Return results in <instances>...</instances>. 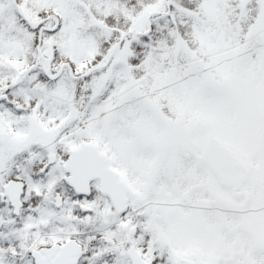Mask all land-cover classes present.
<instances>
[{"label": "snow or ice", "instance_id": "1", "mask_svg": "<svg viewBox=\"0 0 264 264\" xmlns=\"http://www.w3.org/2000/svg\"><path fill=\"white\" fill-rule=\"evenodd\" d=\"M0 264H264V0H0Z\"/></svg>", "mask_w": 264, "mask_h": 264}]
</instances>
